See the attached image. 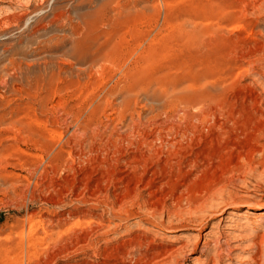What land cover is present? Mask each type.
<instances>
[{
  "label": "rangeland",
  "instance_id": "1",
  "mask_svg": "<svg viewBox=\"0 0 264 264\" xmlns=\"http://www.w3.org/2000/svg\"><path fill=\"white\" fill-rule=\"evenodd\" d=\"M263 102L264 0H0V264H264Z\"/></svg>",
  "mask_w": 264,
  "mask_h": 264
},
{
  "label": "bare ground",
  "instance_id": "2",
  "mask_svg": "<svg viewBox=\"0 0 264 264\" xmlns=\"http://www.w3.org/2000/svg\"><path fill=\"white\" fill-rule=\"evenodd\" d=\"M188 41V40H187ZM153 53V52H152ZM183 90V89H182ZM175 91V90H174ZM109 93V92H108ZM116 96V95H115ZM180 96V95H179ZM106 97V96H105ZM181 99V98H180ZM263 99V98H262ZM102 102V101H101ZM175 102V100H174ZM264 103V102H263ZM262 103V104H263ZM166 105V104H165ZM172 105V104H171ZM173 106V105H172ZM257 106V105H256ZM260 106V105H258ZM168 107V106H167ZM172 109V107H170ZM169 108V109H170ZM181 108V107H180ZM192 110V109H191ZM258 115H257V120H255L257 122V128H256V135L260 137L257 140V145L259 146V148L264 149V108L261 111H258ZM188 125V124H187ZM185 131V130H184ZM132 135V134H131ZM194 135V134H193ZM190 136V135H189ZM191 137V136H190ZM257 137V138H258ZM172 138V137H171ZM170 138V139H171ZM158 141V140H157ZM104 150V149H102ZM193 165V164H192ZM232 206V211H238L241 209H244L247 213H249L250 215H254L255 212H258L259 210H261L264 207V197L261 196L259 199H251L249 197H241L238 201H234L232 203H230ZM245 213V212H244ZM264 221V220H263ZM218 243V242H217ZM260 246V245H259ZM259 248V247H258Z\"/></svg>",
  "mask_w": 264,
  "mask_h": 264
}]
</instances>
